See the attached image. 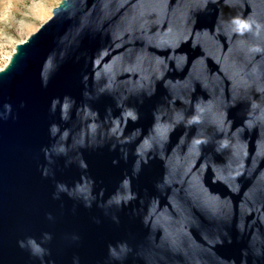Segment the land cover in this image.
Listing matches in <instances>:
<instances>
[{
  "label": "water",
  "instance_id": "water-1",
  "mask_svg": "<svg viewBox=\"0 0 264 264\" xmlns=\"http://www.w3.org/2000/svg\"><path fill=\"white\" fill-rule=\"evenodd\" d=\"M0 264H264V0H61L0 69Z\"/></svg>",
  "mask_w": 264,
  "mask_h": 264
},
{
  "label": "rangeland",
  "instance_id": "rangeland-1",
  "mask_svg": "<svg viewBox=\"0 0 264 264\" xmlns=\"http://www.w3.org/2000/svg\"><path fill=\"white\" fill-rule=\"evenodd\" d=\"M61 0H0V69L18 43L50 16Z\"/></svg>",
  "mask_w": 264,
  "mask_h": 264
},
{
  "label": "clouds",
  "instance_id": "clouds-1",
  "mask_svg": "<svg viewBox=\"0 0 264 264\" xmlns=\"http://www.w3.org/2000/svg\"><path fill=\"white\" fill-rule=\"evenodd\" d=\"M233 23L235 25L236 32L240 33L241 35H243L245 31L251 29V24L246 19L235 18Z\"/></svg>",
  "mask_w": 264,
  "mask_h": 264
}]
</instances>
